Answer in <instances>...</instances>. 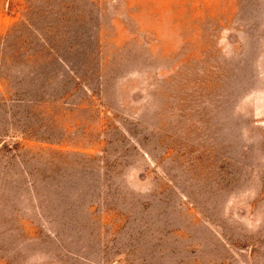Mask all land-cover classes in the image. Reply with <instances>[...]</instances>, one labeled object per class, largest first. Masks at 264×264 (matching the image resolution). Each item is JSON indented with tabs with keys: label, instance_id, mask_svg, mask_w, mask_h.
Listing matches in <instances>:
<instances>
[{
	"label": "rangeland",
	"instance_id": "obj_1",
	"mask_svg": "<svg viewBox=\"0 0 264 264\" xmlns=\"http://www.w3.org/2000/svg\"><path fill=\"white\" fill-rule=\"evenodd\" d=\"M0 264H264V0H0Z\"/></svg>",
	"mask_w": 264,
	"mask_h": 264
}]
</instances>
